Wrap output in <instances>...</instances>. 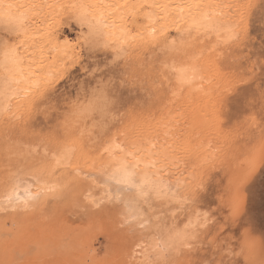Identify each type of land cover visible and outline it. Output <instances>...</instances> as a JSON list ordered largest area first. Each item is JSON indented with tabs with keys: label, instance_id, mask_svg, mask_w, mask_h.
Returning <instances> with one entry per match:
<instances>
[{
	"label": "rangeland",
	"instance_id": "1",
	"mask_svg": "<svg viewBox=\"0 0 264 264\" xmlns=\"http://www.w3.org/2000/svg\"><path fill=\"white\" fill-rule=\"evenodd\" d=\"M85 1L120 12L119 57L85 44ZM147 1L0 0L23 26L0 31L21 64L0 116V264H264V0H205L228 42L175 26L194 0ZM178 61L194 91L174 85ZM110 146L134 173L148 160L159 195L111 180ZM16 183L25 206L6 199Z\"/></svg>",
	"mask_w": 264,
	"mask_h": 264
},
{
	"label": "bare ground",
	"instance_id": "2",
	"mask_svg": "<svg viewBox=\"0 0 264 264\" xmlns=\"http://www.w3.org/2000/svg\"><path fill=\"white\" fill-rule=\"evenodd\" d=\"M112 1L113 0H111V2ZM124 1L126 4V0H124ZM138 1H140V2L139 3L135 2L136 5L138 6L137 7L138 9H140V7L142 5L145 6V3L148 2L147 0H137V2ZM72 2L75 3L76 1H72ZM83 2H84V0H83ZM102 2H104V1H102ZM174 2H176L177 4H180V3H178V1H175V0L172 3L174 4ZM182 2H184V1H182ZM104 3L110 4V2H107V1ZM85 4L87 5V7H89L88 2L85 1ZM114 4H115V2H114ZM121 4H119V5H121ZM130 4H132V3H130V0H128L127 5L130 6ZM74 6H76V5H74ZM118 6H115L114 8L117 7V10H118V8H119ZM144 6H142L141 9ZM158 6H160V5H158ZM207 6L208 5L206 4L205 0H194L193 2L188 3L186 7H180V6L179 7L178 6L172 7V9H170L169 13H172V15L173 14L175 15V17H174L175 18L174 22L176 24L175 26L178 27V29H181L183 32L186 31L185 33H187L188 31H192L193 33L198 34V33H206V32L208 33V31H211V33L209 32V35L212 34L216 40H220L221 42L227 40V42H228L229 28L226 25H224V23L223 24H222V22L220 23L216 17L217 12H214L213 10L209 11L207 9ZM94 7L95 8L89 7L88 9L84 10V9H82V6H80V4H79V6L72 8V9H74L73 15H71L73 17V20H74V21L73 20L72 21L76 23L75 24L76 26H79L82 29L83 40H84L85 44L87 46H89L91 51H92V49L95 50V48L101 47V45L106 43L107 45L109 44L108 45L109 47H111L110 51H112L114 53V56L119 57L120 55H122L123 46L126 43V40H129V39H127L128 37L126 36V33L123 31V28H121V26H123L122 25L123 21H119L118 17H117V15L120 12H117L118 14L114 15V17H113L112 16L113 13L111 10H110L111 12L106 11L105 12L106 14H104L102 12V8H99L98 5H94ZM166 9H167V7L165 8V10L164 9L162 10L164 12V14H162L163 12L161 13L162 15H165L164 17H167V15H168V14H166V12H168ZM17 11H19V13H20V7L16 6V4H11V5L0 4V31L4 32V33H6V35L8 34L12 37L15 36L16 34L18 35L20 32H22V29H23L22 28L23 27L22 26V15L17 14ZM107 12L110 14L112 13L111 17H110V14L107 15ZM71 13H72V11H71ZM115 16L117 17L116 20L114 19V18H116ZM24 30H25V28H24ZM124 30H125V28H124ZM150 34H151V32H150ZM63 52H64V50H63ZM192 66H193V64L190 65L186 62L183 63V61H180V63L178 61L177 64H173V65L171 64L170 70L172 71V73L174 75L173 77H174V82H175L174 85L175 86H177L178 88H183V89L186 88V90H190V91L195 88L194 87L195 85H193V81L194 80L196 81V79H198V78H196V79L194 78L195 77V69ZM20 69H21V64L18 61V57L16 56L15 50L13 48H11V46L10 47L6 46L3 48H0V116L2 114H4L6 112V110L8 109L9 103H10L11 98H12V92H11L10 88L13 85L14 80L18 79ZM197 76H198V74H197ZM192 91H194V90H192ZM94 98H95V96H94ZM95 102H99V101H95ZM108 147L106 150L108 152V155H109V162H108V167H109V170H108L109 173L108 174L109 175L108 176L111 178V180H113L116 183L124 186V188H129V187H130V189L132 188V190H134L136 192V194H137L136 196H138L140 198H144L151 191H155V193L157 192L156 194L159 195L158 193L160 192L161 186L159 183L155 182V180L151 179V176H150L151 163L148 162V160L145 161V159H144L145 162L139 164L140 161H143L142 160L143 158L140 161L137 159L138 160L137 162L140 165L139 170L137 169L138 170L137 171L138 174H137V172L134 173L133 171H135V170H133L131 168L132 166H134V165H132V163H131L132 166L130 167L129 166L130 164L128 165V163H126L127 161L125 162L123 157L114 156L115 154H114V151L112 150L111 146H110L111 149L110 148L108 149ZM59 150H63V148L62 149L59 148ZM67 151L70 152L69 148ZM67 151L56 152L57 153V155L55 157L56 166L58 164L64 163V161L66 160V157H68V155H69V153ZM65 152L68 153V155ZM141 156H143V155H141ZM127 158L129 159V157H127ZM130 158H132V157H130ZM146 159H148V158H146ZM150 159H151V157H150ZM134 161H133V163H134ZM135 168H136V166H135ZM106 170H107V168H106ZM106 174H107V172H106ZM21 190L23 192V195L20 192ZM165 194L166 193H164V195ZM27 196H28V193L26 192V190L24 188H21L20 186H18V184L16 183V185L13 186L9 190V192L6 194V199L12 200V201L14 199L15 201L17 200V202L19 201L20 203L23 202L22 204L25 206ZM86 200L88 203H90V205L92 204L94 206L95 205L97 206V201H96L97 199H95L93 194L91 195L90 192H89V194L86 195ZM156 247H157V245L154 246V248H156ZM10 253H12V252H10ZM1 262H3V261H1Z\"/></svg>",
	"mask_w": 264,
	"mask_h": 264
}]
</instances>
